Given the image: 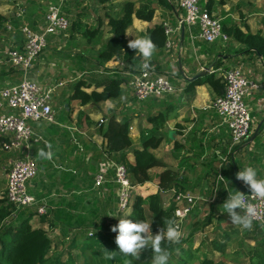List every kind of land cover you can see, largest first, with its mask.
Instances as JSON below:
<instances>
[{
    "label": "crops",
    "instance_id": "1",
    "mask_svg": "<svg viewBox=\"0 0 264 264\" xmlns=\"http://www.w3.org/2000/svg\"><path fill=\"white\" fill-rule=\"evenodd\" d=\"M126 2L136 7L151 4L156 10L150 22L133 17L126 33L127 46L129 40L148 36L156 48L148 60L127 47L117 59L103 61L102 52L113 36L108 17L121 18ZM61 4L69 28L47 37L45 49L28 72L41 91L50 94L54 121H30L33 135L28 147L17 150L5 151L7 141L0 135V171L6 173V191L0 186V193L7 192L14 163L30 158L37 163L38 174L27 183V190L37 204L21 210L31 211L30 224L47 233L52 241L51 254L66 248L68 242L72 248L81 234L93 237L102 233L101 239H114L109 227L125 216L116 169L125 165L117 164V155L108 153L100 126L106 129L115 116L130 127L133 147L126 152L127 163H135L133 150H141L146 139L161 140L152 152L163 166L151 169L145 184L132 186L131 204L135 196L146 198L161 192L164 207L176 210L189 205H178L174 191L195 197L180 231L181 239L190 245L200 240L196 249L186 245L197 253L199 263L210 260L211 264H223L225 257H231L228 264H264V225L253 222L251 229L233 225L222 208L234 190L250 192L236 179L240 170L252 166L259 178H264V54L237 41L231 33L237 29L264 38V0L202 3L224 27L227 38L215 43L201 38L199 24L181 27L186 16L181 0H0V13L8 19L0 26V59L4 60L0 65V93L20 84L25 76L6 54L12 49L23 52V30L42 33L49 8ZM165 24L172 30L169 34ZM158 26L165 32L163 46L152 35ZM144 63L155 77H165L174 92L139 100L131 81L141 73ZM230 68H239L259 85L245 96L253 127L249 139L237 148L232 146L226 119L212 107L224 94V73ZM118 79L120 93L114 99L88 104L73 99L77 89L88 94L103 92ZM212 80L220 81L219 90L210 85ZM11 114L19 111L0 99V116ZM48 144L52 145L51 160L38 155L39 149L49 150ZM166 171L173 172L176 186L161 191V176ZM99 175L103 182L97 186ZM40 207L46 208V214H39Z\"/></svg>",
    "mask_w": 264,
    "mask_h": 264
},
{
    "label": "built area",
    "instance_id": "2",
    "mask_svg": "<svg viewBox=\"0 0 264 264\" xmlns=\"http://www.w3.org/2000/svg\"><path fill=\"white\" fill-rule=\"evenodd\" d=\"M68 1V0H62ZM208 0H181V7L185 11V19L181 27L185 25L199 24L201 38L208 43H215L221 38H227L220 19L213 17L210 12L202 7V3ZM62 4L51 6L46 15V27L42 33H36L28 28L23 30L26 37L24 51L10 50L6 58L13 65L22 68L25 72L24 79L16 86L9 87L0 93V99L7 102L8 106L19 111V114L0 116V135L6 138L3 144L5 151L17 150L28 147L33 131L29 126L30 121H54V112L50 104L51 96L43 93L40 87L29 78L28 72L33 63L40 57L47 44V37L59 31L69 28V21L62 17ZM165 31L169 34L172 30L165 24ZM4 60L0 59V65ZM225 92L218 97L212 107L227 121L232 135V146L237 148L249 139L252 133L253 121L245 103V96L254 89H258L256 82L248 80L239 68H230L224 73ZM131 86L139 100L151 97H160L174 92L171 83L165 77H155V73L143 67L139 75H135ZM38 174L37 163L30 159H23L14 163L8 175V202L18 209L31 208L37 204V200L28 193L27 183ZM117 182L121 186L120 207L126 210L131 204V191L133 187L128 178V170L125 166L116 169ZM103 182V177H97V186ZM175 193V201L178 205L187 203L188 207H180L175 210L176 223L180 230L184 220L195 204V197ZM245 195H251V192ZM256 206L257 215L253 222L264 225V198L246 196ZM39 214H46V208L40 207Z\"/></svg>",
    "mask_w": 264,
    "mask_h": 264
},
{
    "label": "trees",
    "instance_id": "3",
    "mask_svg": "<svg viewBox=\"0 0 264 264\" xmlns=\"http://www.w3.org/2000/svg\"><path fill=\"white\" fill-rule=\"evenodd\" d=\"M111 1L113 0H101L103 3ZM123 8L124 14L121 18L108 17L109 28L113 36L108 40L102 52L101 59L103 61L117 59L127 50L126 33L133 24L134 16L139 20L150 22L153 20L156 11L151 4L136 7L131 2H126ZM7 20V17L0 13V26H3ZM231 33L237 41L264 54V38L260 34H246L237 29ZM92 34H97V31H93ZM152 35L161 46L165 44L166 36L162 26L156 27L152 31ZM113 82L103 92L88 94L77 89L73 99H77L82 104L100 103L114 99L119 96L121 81L118 79ZM210 85L216 90H219L222 86L219 80H212ZM100 127V132L108 142V153L116 154V163L127 167L131 186L145 184L150 180V170L163 166L152 152V150H156L160 146L161 140L152 137L146 139L141 150H133L136 158L135 163H127L126 152L133 147L129 139V125L119 122L115 116H112L106 129L103 124ZM172 177L173 172L171 171H166L162 174L160 181L161 191L172 189L176 186ZM130 207V213L122 218L133 221H147L151 224L153 235L158 234L166 227L167 219L176 221L175 207H164L161 192L146 198L135 196ZM32 216L33 213L31 211H23L10 204L7 192L6 194L0 193V264H78L72 258L74 255L71 252L68 253L66 260L63 259L64 255L60 252L51 254L52 241L44 230L33 228L30 224ZM119 220L118 218L109 229L118 225ZM100 234L102 233H97L92 238H89L88 234H81L79 242H73L72 248L83 247V262L81 264H92L88 260V255L89 253L92 254L91 252L96 254L95 246L102 240ZM109 235L115 239L117 233L110 231ZM186 245L188 247L192 246L189 241L182 239L178 243L168 242L167 240L161 242V247L165 248L169 253L168 264H194L200 261L197 253H194L190 248H186ZM152 255V250L145 248L141 250L139 259L126 257L127 262L125 264H151ZM202 264H211V261L204 260Z\"/></svg>",
    "mask_w": 264,
    "mask_h": 264
},
{
    "label": "clouds",
    "instance_id": "4",
    "mask_svg": "<svg viewBox=\"0 0 264 264\" xmlns=\"http://www.w3.org/2000/svg\"><path fill=\"white\" fill-rule=\"evenodd\" d=\"M128 48L135 50L136 54L141 55L145 60L152 57L156 48L153 40L148 36H141L128 41ZM143 67L147 69L148 63ZM51 144L47 145L48 151L39 149L38 155L42 158L51 160L53 152ZM236 179L242 181L249 188L251 195H245L241 191L234 190L229 193L228 199L223 204L224 212L230 216L233 225L240 226L243 229H251L253 218L257 215L256 206L250 200L246 201V196H255L264 198V178H259L258 171L252 166H247L236 174ZM239 210V211H237ZM111 231L117 233L115 243L118 246L119 254L124 257L139 259L141 250L150 248L153 252L151 264H168L169 253L161 247V242L178 243L182 233L174 220L167 219L166 227L158 234L153 235L151 224L147 221L130 220L121 218L118 225L113 226ZM117 252H104L107 260L115 259Z\"/></svg>",
    "mask_w": 264,
    "mask_h": 264
},
{
    "label": "rangeland",
    "instance_id": "5",
    "mask_svg": "<svg viewBox=\"0 0 264 264\" xmlns=\"http://www.w3.org/2000/svg\"><path fill=\"white\" fill-rule=\"evenodd\" d=\"M0 186H3V191H6L5 189V184L4 181H6L5 174L3 171H0ZM123 214H128L131 211V207L127 208L126 210H121ZM89 238H92V234L89 235ZM71 242L66 243V248H63L59 250L58 252L62 253L64 255L63 259L66 260L68 258V253L71 252L74 257H72L78 264H81L83 262V250L82 246H77L75 248H71L70 246ZM200 240L199 241H194L193 242V249H196L194 247L199 246ZM94 245V244H93ZM187 247V246H186ZM96 249V254L94 252H91L92 254L89 253L88 255V260L92 264H125L127 262V258L119 254V249L118 246L115 243V240L112 238H104L99 241V243L95 246ZM109 251V252H117L115 259L112 260H107L104 256V252ZM94 253V255H93ZM231 254V253H230ZM210 257L215 258L213 254L210 255ZM234 257H236L234 255ZM216 259V258H215ZM232 258L231 257H225L223 264H228L227 262H231ZM194 264H201L199 262H195Z\"/></svg>",
    "mask_w": 264,
    "mask_h": 264
},
{
    "label": "water",
    "instance_id": "6",
    "mask_svg": "<svg viewBox=\"0 0 264 264\" xmlns=\"http://www.w3.org/2000/svg\"><path fill=\"white\" fill-rule=\"evenodd\" d=\"M259 130H260V128L256 130L254 137L257 136V134L259 133ZM254 137H253V138H254Z\"/></svg>",
    "mask_w": 264,
    "mask_h": 264
}]
</instances>
